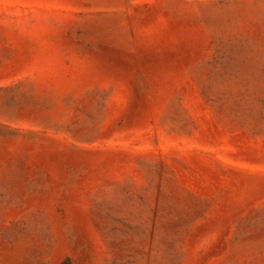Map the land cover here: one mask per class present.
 Returning a JSON list of instances; mask_svg holds the SVG:
<instances>
[{
  "label": "rangeland",
  "instance_id": "1",
  "mask_svg": "<svg viewBox=\"0 0 264 264\" xmlns=\"http://www.w3.org/2000/svg\"><path fill=\"white\" fill-rule=\"evenodd\" d=\"M0 264H264V0H0Z\"/></svg>",
  "mask_w": 264,
  "mask_h": 264
}]
</instances>
